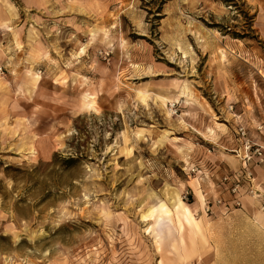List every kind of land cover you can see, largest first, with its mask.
<instances>
[{"label":"rangeland","instance_id":"1","mask_svg":"<svg viewBox=\"0 0 264 264\" xmlns=\"http://www.w3.org/2000/svg\"><path fill=\"white\" fill-rule=\"evenodd\" d=\"M257 3L0 0V264H181L264 134Z\"/></svg>","mask_w":264,"mask_h":264},{"label":"crops","instance_id":"2","mask_svg":"<svg viewBox=\"0 0 264 264\" xmlns=\"http://www.w3.org/2000/svg\"><path fill=\"white\" fill-rule=\"evenodd\" d=\"M257 1L253 25L258 38L264 42V0ZM236 124L244 125L248 137L264 147L262 131L253 130L252 134L243 119H239ZM236 161L238 168L225 170L221 177L242 168L237 158ZM263 167H252L258 180L264 172ZM220 180L214 190L215 196L204 202L202 207L203 210L209 204L212 213L199 217L200 223L206 227L193 230L192 235L183 236L181 264H264V212L259 210L260 203L244 194L245 186L240 196L232 195L227 185ZM222 192H226V197L221 195ZM218 198L222 200L220 205L215 203ZM236 198L240 201L239 207L234 205Z\"/></svg>","mask_w":264,"mask_h":264},{"label":"built area","instance_id":"3","mask_svg":"<svg viewBox=\"0 0 264 264\" xmlns=\"http://www.w3.org/2000/svg\"><path fill=\"white\" fill-rule=\"evenodd\" d=\"M235 133L239 143L237 148L232 149V153L240 161L242 168L235 170L232 174L223 175L220 181L227 185V189L232 195L240 196L245 186L244 194L258 201L259 209L264 212V172L258 180L252 170L253 166H264V147L248 137L247 129L242 124H237ZM215 203L220 205L222 200L218 198ZM234 205L235 207L240 206L238 198L234 200ZM203 211L206 214L212 213L209 204L204 206Z\"/></svg>","mask_w":264,"mask_h":264},{"label":"bare ground","instance_id":"4","mask_svg":"<svg viewBox=\"0 0 264 264\" xmlns=\"http://www.w3.org/2000/svg\"><path fill=\"white\" fill-rule=\"evenodd\" d=\"M34 79L37 80L38 79V76L35 75L34 76ZM143 99V98H142ZM194 194H195V197L197 198V201L200 203V204H203V195L201 193V191L199 190V188H196L195 191H194ZM184 210H185V215L189 217V215L191 214L190 213V209L188 206L184 205Z\"/></svg>","mask_w":264,"mask_h":264}]
</instances>
